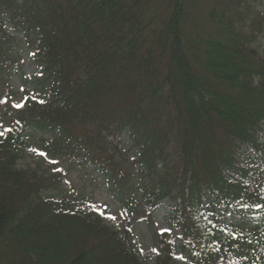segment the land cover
Listing matches in <instances>:
<instances>
[{"label":"trees","instance_id":"trees-1","mask_svg":"<svg viewBox=\"0 0 264 264\" xmlns=\"http://www.w3.org/2000/svg\"><path fill=\"white\" fill-rule=\"evenodd\" d=\"M263 35L264 0H0V264H143L134 225L164 201L179 235L154 233V264L176 246L189 264H264ZM23 54L39 73L17 108ZM31 132L101 171L119 228L63 173L18 168ZM232 209L247 224L228 231Z\"/></svg>","mask_w":264,"mask_h":264},{"label":"rangeland","instance_id":"rangeland-1","mask_svg":"<svg viewBox=\"0 0 264 264\" xmlns=\"http://www.w3.org/2000/svg\"><path fill=\"white\" fill-rule=\"evenodd\" d=\"M19 38V35H16ZM259 44V43H258ZM261 45L264 48V35L261 39ZM39 70L37 66L29 59V55L23 54L21 67L16 75L11 78L10 85L13 93L10 94L11 102L19 104L22 92H35L36 79ZM2 99V103L6 102ZM3 112L0 106V115ZM43 140H50L48 135H42L38 132H31V138L26 143L21 158L18 161L19 169L39 168L40 172L47 174H62V189L69 194L80 197L85 202L90 211L102 217L107 226L119 228L125 222V213L119 201L111 194L106 186L101 171L84 164L80 160L70 161L67 156H46L43 148ZM36 149V151H32ZM43 153L44 155H41ZM55 162V163H53ZM116 217L115 220L108 217ZM232 224L235 220L230 219ZM169 229L170 231H163ZM154 233L168 234L174 238L179 235V231L172 222L171 205L164 201L154 211L152 216V225H148L144 220L138 219L134 225V242L139 254V259L143 264H154L157 246L154 240ZM177 244V240H175ZM155 249V251H153ZM183 257V259H180ZM174 261L176 264H189L188 259L179 247L174 250Z\"/></svg>","mask_w":264,"mask_h":264},{"label":"snow or ice","instance_id":"snow-or-ice-1","mask_svg":"<svg viewBox=\"0 0 264 264\" xmlns=\"http://www.w3.org/2000/svg\"><path fill=\"white\" fill-rule=\"evenodd\" d=\"M41 103H43V101H41ZM15 107H17V108H21V107H23L24 105L23 104H16V105H14ZM7 131H10V129H8ZM4 135V132H0V136H3ZM32 151H36V149H32ZM41 155H44L43 153H40ZM53 163H55V162H53ZM259 207V206H258ZM109 219H112V220H115L116 219V217H114V216H112V217H108ZM163 231H170L169 229H162V232ZM153 251H155V249H153ZM180 259H183V257H180Z\"/></svg>","mask_w":264,"mask_h":264}]
</instances>
